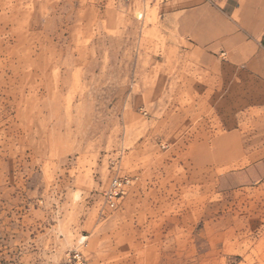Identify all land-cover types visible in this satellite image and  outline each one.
<instances>
[{
	"label": "rangeland",
	"instance_id": "374dc122",
	"mask_svg": "<svg viewBox=\"0 0 264 264\" xmlns=\"http://www.w3.org/2000/svg\"><path fill=\"white\" fill-rule=\"evenodd\" d=\"M158 12L0 0V264H264V116Z\"/></svg>",
	"mask_w": 264,
	"mask_h": 264
},
{
	"label": "crops",
	"instance_id": "0c3cea01",
	"mask_svg": "<svg viewBox=\"0 0 264 264\" xmlns=\"http://www.w3.org/2000/svg\"><path fill=\"white\" fill-rule=\"evenodd\" d=\"M147 1L157 4L159 17L202 54L204 65L208 61L211 68L239 76L248 86L249 107L264 116V0ZM257 146L264 148V141ZM113 259L107 264H116ZM99 260L93 257L88 264H105Z\"/></svg>",
	"mask_w": 264,
	"mask_h": 264
},
{
	"label": "built area",
	"instance_id": "2783aa9c",
	"mask_svg": "<svg viewBox=\"0 0 264 264\" xmlns=\"http://www.w3.org/2000/svg\"><path fill=\"white\" fill-rule=\"evenodd\" d=\"M225 53H222L224 55ZM129 180L127 178H115L111 181L109 189L106 191V202L109 208H114L115 199L124 192V186L128 184ZM85 237H81L78 240V245L70 249L67 254L63 264H86V258L83 255L82 250L80 249L83 245Z\"/></svg>",
	"mask_w": 264,
	"mask_h": 264
},
{
	"label": "bare ground",
	"instance_id": "6f19581e",
	"mask_svg": "<svg viewBox=\"0 0 264 264\" xmlns=\"http://www.w3.org/2000/svg\"><path fill=\"white\" fill-rule=\"evenodd\" d=\"M136 14H137V15H140V13H138V12H137Z\"/></svg>",
	"mask_w": 264,
	"mask_h": 264
}]
</instances>
